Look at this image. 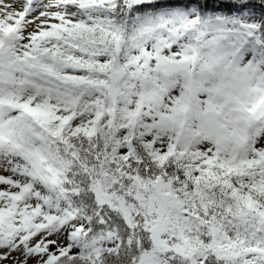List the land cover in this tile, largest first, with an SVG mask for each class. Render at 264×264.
Wrapping results in <instances>:
<instances>
[{"label":"snow or ice","instance_id":"1","mask_svg":"<svg viewBox=\"0 0 264 264\" xmlns=\"http://www.w3.org/2000/svg\"><path fill=\"white\" fill-rule=\"evenodd\" d=\"M0 264H264V0H0Z\"/></svg>","mask_w":264,"mask_h":264}]
</instances>
